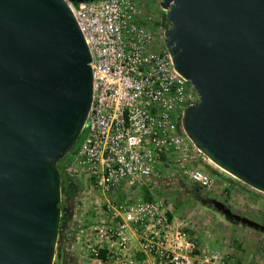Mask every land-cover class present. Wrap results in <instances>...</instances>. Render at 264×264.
Here are the masks:
<instances>
[{"label":"water","instance_id":"obj_1","mask_svg":"<svg viewBox=\"0 0 264 264\" xmlns=\"http://www.w3.org/2000/svg\"><path fill=\"white\" fill-rule=\"evenodd\" d=\"M82 2L86 0H70ZM163 46L197 94L190 143L264 193V0H159ZM89 53L64 0H0V264H51L56 162L91 100Z\"/></svg>","mask_w":264,"mask_h":264},{"label":"built area","instance_id":"obj_2","mask_svg":"<svg viewBox=\"0 0 264 264\" xmlns=\"http://www.w3.org/2000/svg\"><path fill=\"white\" fill-rule=\"evenodd\" d=\"M64 2L84 39L91 72L82 139L66 174L87 181L103 197L114 198L125 188L146 187L172 162L190 183L208 188L212 180L207 173L183 169L181 157H174L186 137L180 125L182 110L198 97L155 38L149 17L141 15L143 4L138 0ZM118 207L121 211L110 206L111 219L116 217L119 229L129 226L140 239L144 255L138 264H229L215 253L198 251L184 232L169 226L168 209L160 198H125ZM100 225L96 237L119 236L111 226L101 229ZM95 241L88 247L100 263L131 264L132 256L121 254L96 258L100 245ZM118 245L126 248L123 238Z\"/></svg>","mask_w":264,"mask_h":264},{"label":"rangeland","instance_id":"obj_3","mask_svg":"<svg viewBox=\"0 0 264 264\" xmlns=\"http://www.w3.org/2000/svg\"><path fill=\"white\" fill-rule=\"evenodd\" d=\"M138 1L143 4L141 15L149 17L148 26L162 46V30L168 22L158 5L159 0ZM177 156L181 157L183 169L195 168L207 173L212 180L211 185L205 189L193 185L181 173L182 169L172 162L165 164L156 177L148 181L147 188L143 184L133 189L125 188V193H118L114 198L103 197L87 181L70 176L76 186L60 191V219L63 215L66 220L60 228L59 219L51 264H102L93 258L88 247L96 242L97 226L101 224L102 215L111 209L110 206L120 209L118 204L122 199L142 197L144 188L150 192L152 199L160 198L164 201L168 209L167 217H175L174 222H171L173 229L184 232L198 251L218 256H248L246 252L264 256V193L241 182L237 183L235 179L227 181L229 175L222 173L206 159L187 137H184L183 149L174 155ZM199 162L208 167L203 168ZM208 168L213 170L210 174ZM192 208L197 209L199 214L191 213ZM205 214H211L212 217L208 219L203 216ZM228 223L248 230L249 236L244 243H232L218 238L222 234L221 226ZM187 226L195 227L196 231H200L199 234H194V229ZM206 229L211 231V238L206 237L209 233L204 231ZM57 244H60L59 249Z\"/></svg>","mask_w":264,"mask_h":264},{"label":"crops","instance_id":"obj_4","mask_svg":"<svg viewBox=\"0 0 264 264\" xmlns=\"http://www.w3.org/2000/svg\"><path fill=\"white\" fill-rule=\"evenodd\" d=\"M199 157V156H198ZM219 169V168H218ZM220 171H222L220 169ZM222 173H225L222 171ZM225 175H228L225 173ZM227 181H234V178L229 175V178ZM237 183H240L235 179ZM245 185V184H244ZM193 214L198 215L199 211L197 209L191 210ZM111 209L108 210V212L104 213L101 217L102 219V225H100L101 229L105 228L106 226H111V229L114 231L119 232V236L113 237L112 239H107L106 235H101L100 237H96L95 239L99 243V247L105 250L104 254H109V256L121 254L122 256H132V262L131 264H138V262L141 260L142 256L144 255V252L141 248L140 239L136 236V234L133 232V230L129 226H125L122 229L118 228V221L117 218L111 219ZM189 212V211H188ZM207 213V212H205ZM204 217L210 219L212 217L211 214H205ZM198 218V217H197ZM175 217L172 215L169 219V226L171 225V222H174ZM204 221H207L206 219ZM117 225V228L114 226V223ZM189 229H194V234H199L200 231H196L195 227L187 226ZM222 234L219 239H222L223 241H230L232 243H244L246 239L249 236L248 230H243L242 228H239L237 225L233 224H225L221 226ZM206 232H209L206 237L211 238V231L208 229L204 230ZM120 238L124 239L125 242V249H121L118 245L120 242ZM249 255L248 256H221L225 259L226 262L229 264H264V256L262 254H251L249 252H246ZM128 264V263H125Z\"/></svg>","mask_w":264,"mask_h":264},{"label":"trees","instance_id":"obj_5","mask_svg":"<svg viewBox=\"0 0 264 264\" xmlns=\"http://www.w3.org/2000/svg\"><path fill=\"white\" fill-rule=\"evenodd\" d=\"M165 18V17H164ZM82 136L77 137L76 141L73 143V145L71 146V148L63 155V157L58 160L56 162V168L58 170L59 173V177H60V191H62V189L66 190V189H71L73 186H76L75 184V180L68 176L65 172V168L67 167V165L70 163V161L73 158L74 155V150L77 148V146L79 145V143L81 142ZM200 166H202L203 168H207L208 166L206 164H203L202 162L198 163ZM210 169V168H208ZM213 170H209L208 173L210 174ZM142 198L143 199H152V196L147 192V190L144 188L143 193H142ZM66 218L61 217L60 219V228H62V226L64 225ZM60 244H57V248L59 249ZM104 253L105 250H103L102 248H99L97 253H96V258L99 259H103L104 258Z\"/></svg>","mask_w":264,"mask_h":264}]
</instances>
